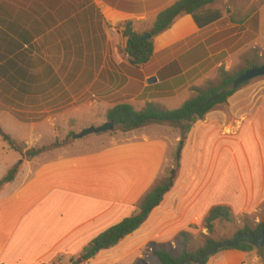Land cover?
Instances as JSON below:
<instances>
[{
	"label": "crops",
	"instance_id": "1",
	"mask_svg": "<svg viewBox=\"0 0 264 264\" xmlns=\"http://www.w3.org/2000/svg\"><path fill=\"white\" fill-rule=\"evenodd\" d=\"M176 1L0 0V117L8 115L28 130L20 144L29 148V139L42 142L44 127L50 130L48 141L58 138L57 125L85 107L100 110V126L107 122V111L120 104L136 111L147 104L173 111L170 104L181 107L191 100L193 90L227 64L224 54L229 60L234 43L264 42V0H244L240 7L237 0H218L210 9L220 11L222 19L200 30L190 16H180L153 40L150 61L132 66L124 52L125 29L143 36ZM259 89L256 83L237 90L182 141L169 126L148 125L97 136L85 143L97 148L55 157L73 149L72 142L34 158L52 156L35 169L34 159L25 161L26 176L0 193V264H57L61 254L81 253L134 213L172 168L179 142V169L160 205L133 234L85 264L103 257H111V264H153L151 244L171 253L180 233L203 235L214 207L227 208L234 220H258L264 214V97ZM263 260L257 251L226 250L206 264Z\"/></svg>",
	"mask_w": 264,
	"mask_h": 264
},
{
	"label": "trees",
	"instance_id": "2",
	"mask_svg": "<svg viewBox=\"0 0 264 264\" xmlns=\"http://www.w3.org/2000/svg\"><path fill=\"white\" fill-rule=\"evenodd\" d=\"M217 1L218 0L176 1L157 15L154 23L148 28L150 40L140 44L137 43V41L142 35L132 34L130 28L125 29L123 33V37L126 39L124 52L127 55L128 62L134 67H141L147 64L152 57L153 40L160 34L168 31L180 16H190L196 27L200 30L218 22L222 19L223 14L218 10L210 9ZM243 72L244 71L240 74ZM237 76H230L226 72H222L221 82L218 86L208 87L205 90H193L196 96L184 103L177 110L167 111L152 104H147L142 111H136L130 105L120 104L108 110L105 118L107 122L114 124V132L119 131L121 133H128L148 125H167L179 131L182 141L185 140L191 128L198 121H201L206 114L215 107L225 104L236 92L231 89V85ZM213 95H218L215 102L195 110L198 104L205 102ZM193 113L194 115L191 116ZM12 116L17 120L24 121L15 113H12ZM0 139L11 151L20 154L23 161L32 160L44 154L47 150L44 147L26 149L24 145L14 141L10 135L3 133L1 129ZM178 169L179 156L175 154L173 167L167 173L166 178L162 179L146 196H144L134 213L119 224L109 228L94 238L84 247L79 257L76 260H70L69 264H85L92 260L99 252L115 247L120 241L138 230L147 220L150 213L160 205L165 194L172 188ZM18 170L19 167L17 166L8 171L7 175L0 181V187L12 183L17 176ZM231 222V215L227 208L220 206L214 207L209 211L204 221V229L208 234H211L217 223L229 224ZM263 226L264 222L259 224L255 230H250L245 227L242 231L236 233L233 239L241 233L258 235ZM179 238L183 241V244H186L190 236L186 232H182L179 234ZM216 243L218 242L206 239L202 248L194 253L184 252L178 258L172 257L164 245L151 244L150 249L153 257L156 258L160 264H206L208 260L201 262V258L204 257ZM226 250H236L244 253L255 251L252 247L245 244H241L236 248H226L223 251ZM263 251L264 250L257 251V253H262Z\"/></svg>",
	"mask_w": 264,
	"mask_h": 264
},
{
	"label": "rangeland",
	"instance_id": "3",
	"mask_svg": "<svg viewBox=\"0 0 264 264\" xmlns=\"http://www.w3.org/2000/svg\"><path fill=\"white\" fill-rule=\"evenodd\" d=\"M235 3L238 5V7H240L241 4L244 3V0H237ZM262 15L264 18V8L262 10ZM235 32L241 33L242 29L235 30L233 33ZM233 46L234 48L232 49L229 55V60H228V55L224 54V57L227 58V64L221 63L220 66H217L216 69L210 75L211 81L207 85H205L203 88H201L200 90H205L208 87L218 86L221 82L222 72H226L230 76H237L242 71H245L253 66L264 65V42L263 44H259L256 46H252V45L247 46L244 43H241V45H235L234 43ZM228 63L230 64V66H228ZM262 82H264V77L252 80L247 85L257 83V85L260 86L259 95L260 97L263 98L264 97V83L262 84ZM195 96L196 94L194 93V97ZM168 107H170L173 110H176L180 106H178V104H170ZM101 117H102V113L100 112L99 109L85 107L79 110V115L77 117H74L70 121H68L67 124H63V126L62 124L57 125V129L59 132L58 138L52 141H48L47 139L50 136V133H49L50 130L47 131L48 130L46 129L47 127H44L45 129H41L43 131H46L43 133L44 140H42V142L32 143L31 140L29 139L27 142L28 144L30 143L29 148H27L25 145L24 146L26 147V149H33V148L38 149V148L44 147L47 149L45 153H50L54 150H59L60 148H63L72 142L75 143L73 149H70V150L65 149L63 151H60L54 154L55 157L58 155L68 156L70 154L73 155L75 153H79L80 151L85 152L91 149H95L98 147V144L91 146V145H86L85 143L92 141L97 136H103V134L88 135L80 140H72L71 136L79 134L81 131L85 130V128H88L91 126H94V128H98V126L100 127L98 123ZM170 128L174 132L179 134V131L177 129L172 128V127ZM0 129L3 133L10 135L11 138L19 144L24 142L23 140L24 138L28 139L27 137L29 136L28 130L24 126L14 121L8 115L0 117ZM61 129H63L65 133H61ZM177 147H176V154H177ZM50 157L52 156L47 155L44 158H39V160L34 159L32 169H35V165L38 162L46 161L50 159ZM17 166L19 167V170L17 173V177L15 178L16 179L14 182L15 186H17L18 183L21 182V180L26 176V172L30 168L26 166L25 161L22 160L20 154L11 151L8 148V146L0 139V180L3 179L7 175L8 171H10L11 169ZM172 167H173V163H172ZM168 172L164 174L163 176L164 178H166ZM6 186H4L3 190L0 193L2 192L5 193L9 190V189L8 190L5 189ZM257 217H258V220H256L255 218H254L255 220L251 218L250 221L244 218H238L237 220H234L231 218L232 222L229 224L217 223L211 234L207 233L203 225V229L205 230L203 235L198 232L195 236L190 237L186 244H183V241L179 238L178 243H176V250L172 251L170 255L174 258H178L184 252L194 253L195 251H197L198 249L204 246L206 239H210L214 242L232 240L235 234L242 231L245 227L249 228L250 230H255L259 224L264 222V214L258 215ZM194 229L198 231V228L194 227L193 230ZM257 254L259 256L264 257V251L262 253H257ZM79 255L80 253L61 254L60 256H58L60 258H58V261L55 263L62 264L63 262V264H69L70 260H76L79 257ZM111 259H112L111 257H103V258L97 259L93 264H111V261H112ZM152 262L153 264H159V262L156 261L155 259H153Z\"/></svg>",
	"mask_w": 264,
	"mask_h": 264
},
{
	"label": "water",
	"instance_id": "4",
	"mask_svg": "<svg viewBox=\"0 0 264 264\" xmlns=\"http://www.w3.org/2000/svg\"><path fill=\"white\" fill-rule=\"evenodd\" d=\"M150 36L148 33H145L138 41L137 43H142L145 41H149ZM264 77V65L261 66H253L246 71H244L242 74H240L238 77L235 78V80L232 82L231 89L234 91L239 90L243 86L247 85L252 80L262 78ZM218 95H213L210 98H208L205 102H202L198 104L195 110L203 107L204 105L211 104L217 100ZM191 114V116H193ZM115 130V126L111 122H106L105 124L101 125L98 128L89 127L85 130L81 131L79 134L73 135L71 138L72 140H80L88 135L92 134H104V133H111ZM182 148V143L180 142L177 147V156H179L180 151ZM241 244L248 245L252 247L255 251H261L264 249V226L260 230L258 235L253 234H238L233 240H224L221 242L216 243V245L210 249L204 257L201 258V262H204L206 260H209L214 255L220 253L226 248H236Z\"/></svg>",
	"mask_w": 264,
	"mask_h": 264
}]
</instances>
